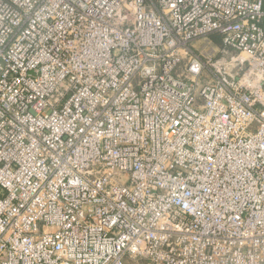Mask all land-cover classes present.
Returning a JSON list of instances; mask_svg holds the SVG:
<instances>
[{
    "label": "built area",
    "instance_id": "obj_1",
    "mask_svg": "<svg viewBox=\"0 0 264 264\" xmlns=\"http://www.w3.org/2000/svg\"><path fill=\"white\" fill-rule=\"evenodd\" d=\"M126 261L264 264V0H0V264Z\"/></svg>",
    "mask_w": 264,
    "mask_h": 264
},
{
    "label": "rangeland",
    "instance_id": "obj_2",
    "mask_svg": "<svg viewBox=\"0 0 264 264\" xmlns=\"http://www.w3.org/2000/svg\"><path fill=\"white\" fill-rule=\"evenodd\" d=\"M212 39L214 40V42H215L216 44H218V45L220 46V41H219L218 37H212ZM126 264H133V263H131V262H129V261H126ZM139 264H140V263H139Z\"/></svg>",
    "mask_w": 264,
    "mask_h": 264
}]
</instances>
